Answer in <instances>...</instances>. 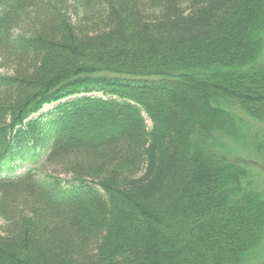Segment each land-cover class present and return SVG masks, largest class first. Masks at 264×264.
<instances>
[{"label":"trees","instance_id":"1","mask_svg":"<svg viewBox=\"0 0 264 264\" xmlns=\"http://www.w3.org/2000/svg\"><path fill=\"white\" fill-rule=\"evenodd\" d=\"M0 69V264H257L264 0H0Z\"/></svg>","mask_w":264,"mask_h":264},{"label":"rangeland","instance_id":"2","mask_svg":"<svg viewBox=\"0 0 264 264\" xmlns=\"http://www.w3.org/2000/svg\"><path fill=\"white\" fill-rule=\"evenodd\" d=\"M4 73L5 71L0 69V74ZM52 107H54V105L44 107L40 114L44 116L46 113H48V111H51ZM147 126L150 127V123L148 121ZM260 127H262L264 130V126L260 125ZM231 150L236 156L242 157L244 161H249L251 169L257 171V173L259 174L258 178L261 179L262 183L264 184V166L255 157L249 155L245 150L237 146L231 147ZM29 167H31V163L24 162L20 166L15 167L13 170L4 172L2 175L15 176L26 171ZM257 264H264V252L259 256Z\"/></svg>","mask_w":264,"mask_h":264}]
</instances>
